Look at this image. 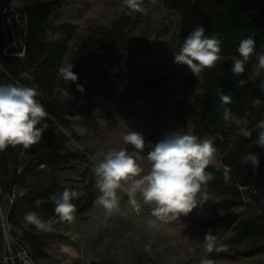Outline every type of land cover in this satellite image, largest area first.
<instances>
[{
  "label": "trees",
  "instance_id": "obj_1",
  "mask_svg": "<svg viewBox=\"0 0 264 264\" xmlns=\"http://www.w3.org/2000/svg\"><path fill=\"white\" fill-rule=\"evenodd\" d=\"M23 1L26 2L21 10L27 19V53L24 58L3 54L5 33L0 20V84L20 83L35 86L40 92L37 99L49 114L38 127L46 123L48 128L43 132L42 139L31 146L25 156H21L20 146H17V150L10 146L0 152V186L4 193L10 194L16 190L10 220L23 231L24 239L36 258L46 257L47 252L36 233L37 229L31 225L25 226L24 213L35 210L44 219H56L54 205L47 197L61 191L56 184L32 189L29 186L30 175L35 170L39 173L42 166L53 167L72 159H86L87 154L84 151H73L67 146L72 136H78L70 124V117L74 113L95 112L108 103L128 107L135 105V99L127 89L128 76L125 72L112 73L108 80L103 81L91 74L92 68H110L114 63L132 59V52L141 50L140 66L164 69L171 56L179 51L187 35L202 24L206 35L220 34L222 59L216 67L206 68L196 76L186 65H182L185 80L182 98L177 103L178 117L183 119L189 116L200 135L224 132L230 122V119H222L225 107L230 109L231 115L239 118L250 116L252 123L247 128L254 129L256 123L264 119V90L260 88L264 73L256 76L246 69L244 75L236 77L231 72L234 57H239L237 48L241 39L254 36L258 52L264 46V0H166L167 6L182 12L180 33L172 41L159 38L133 41L126 27L134 26L138 15L126 17L124 12L111 27L102 26L100 36H90L77 46L74 59L70 62L74 65L73 71L78 75L76 83L65 82L58 75V68L68 52L69 42L76 34V25L69 21L58 24L49 22V16L66 0ZM120 45L121 49L118 48ZM25 72L29 73L31 80L22 76ZM239 79H244L246 84L238 86ZM77 84L83 86V92L77 91ZM62 89L69 91L70 99L61 101ZM221 92L231 95L230 104L221 103ZM254 98L261 99L260 107L253 106ZM256 138V130L250 139L239 133L222 156V167L235 183V187H231L235 189L234 198L217 204L202 203L200 206L201 209L224 208V216H231L229 225L236 233V247L226 249L217 256L235 258L264 251V162L260 160L263 158L261 152L264 148L255 143ZM221 143L229 144L223 138L217 137L213 145L218 149ZM248 153L260 154L257 168L241 163L242 157ZM20 167L23 169L19 172ZM206 171L211 173L208 169ZM94 181H91L85 195L73 201L76 205L75 214H84L99 195ZM209 184L219 188L229 186L225 179L215 176ZM238 184H252L263 189V199L251 195L261 201L260 210L240 219L232 210L233 206L244 201ZM66 188L79 191L76 185ZM37 199L44 201L39 208L35 204Z\"/></svg>",
  "mask_w": 264,
  "mask_h": 264
},
{
  "label": "rangeland",
  "instance_id": "obj_2",
  "mask_svg": "<svg viewBox=\"0 0 264 264\" xmlns=\"http://www.w3.org/2000/svg\"><path fill=\"white\" fill-rule=\"evenodd\" d=\"M1 3H12L20 9L26 4L23 0H0ZM142 8V12L130 13L122 0H66L49 16L51 24L69 21L76 25V34L69 42L62 64L74 59V52L81 41L90 36H100L101 27H111L124 12L126 17L138 15L137 23L126 27L135 42L156 38L172 41L177 38L182 16L180 9L167 6L166 0H143ZM259 53L255 51L246 64L250 74L256 71ZM132 55V59L114 63L110 68H92L91 74L104 81L112 73L125 72L128 76L127 89L134 97L135 105L128 107L108 103L95 112L74 113L70 117V124L78 136H72L67 146L73 151H84L86 159H72L53 167L42 166L39 173L35 170L30 175L29 186L39 189L56 184L62 192L69 185H76L78 192L85 195L91 181L95 180L92 168L102 159L103 153L122 147L134 151L131 145L123 143L125 133L134 130L143 134L145 148L140 152L138 163L147 172V153L151 147L165 134L181 130L201 140H211L213 144L217 137L229 143L220 144L207 168L213 176L225 179L229 186L219 188L208 183L207 200L202 203L217 204L234 198L235 189L231 187H235V183L223 169L221 159L240 129L251 125V117L231 115L224 132L200 135L189 116L182 119L177 114V103L182 98L185 80L183 66L175 63L174 56H171L164 69L145 68L139 64L141 50L132 52ZM238 58L234 57V60ZM119 196L120 212L106 215L102 207L93 203L84 214H75V220L71 223L57 222L51 232L36 230L48 254L45 258L37 257L38 264H200L205 258L212 260L213 264H264V251L235 258L217 256L226 249L235 248L237 244L234 240L236 233L229 225L231 216H224V208L201 209L200 203L188 215H181L173 222L158 224L149 231L146 221L152 218L151 208L143 205L137 211L128 203L126 195L121 193ZM0 203L3 208L10 204V197L1 186ZM260 206L261 201L250 196L243 203L233 206L232 210L240 219L258 212ZM209 230L216 236V245L211 252L203 246L204 236ZM0 242L4 246L1 226ZM149 244L150 251L146 252L145 246ZM73 253L77 256L71 263ZM0 263L8 264L3 259Z\"/></svg>",
  "mask_w": 264,
  "mask_h": 264
},
{
  "label": "clouds",
  "instance_id": "obj_3",
  "mask_svg": "<svg viewBox=\"0 0 264 264\" xmlns=\"http://www.w3.org/2000/svg\"><path fill=\"white\" fill-rule=\"evenodd\" d=\"M143 0H122L124 6L132 12H142ZM58 35V34H57ZM220 34L206 35V29L201 24L196 26L185 38L179 51L174 55V62L186 65L196 76L204 69L216 67L222 59ZM255 37L249 35L240 40L231 72L240 77L245 74L246 64L256 51ZM72 63L62 64L58 75L65 81L76 83L78 75L73 71ZM256 71L259 76L264 72V46L257 54ZM31 80L29 73L22 74ZM238 86L246 84L244 79L237 81ZM264 90V78L260 82ZM77 91L83 92V86L77 84ZM40 92L35 86L20 83L0 84V152L8 147L21 146L29 149L42 139L43 132L48 128L44 123L49 114L37 99ZM67 89L61 90L60 99H70ZM223 105L231 103V95L220 93ZM261 99L254 98L253 106L260 107ZM231 111L225 107L222 119L228 121ZM257 131L255 143L264 148V119L259 120L254 129L241 128L240 134L250 139L253 131ZM125 145H131L134 151L127 148H112L103 153L102 159L94 164L92 172L95 177L94 187L99 192L94 203L105 210L106 215L120 212V196L124 194L128 203L137 211L143 205L151 208V219L146 221L147 229L151 231L158 224L178 220L181 215H188L198 204L207 200L206 186L213 175L206 171L216 152L211 140H201L196 135L181 130L167 133L156 142L147 153L149 169L138 163L140 152L145 148V139L139 131H129L122 137ZM241 163L259 166V155L248 153L242 157ZM227 179V177H226ZM82 195L81 192L65 188L62 192L50 194L47 200L54 205L56 219H44L35 210L24 213L25 226H34L39 231L51 232L57 222L71 223L75 220L76 205L73 203ZM41 199L35 204L39 208ZM216 245V236L209 230L203 239L206 251L211 252ZM151 245L145 246L150 251ZM200 264H213L210 259H202Z\"/></svg>",
  "mask_w": 264,
  "mask_h": 264
},
{
  "label": "built area",
  "instance_id": "obj_4",
  "mask_svg": "<svg viewBox=\"0 0 264 264\" xmlns=\"http://www.w3.org/2000/svg\"><path fill=\"white\" fill-rule=\"evenodd\" d=\"M0 20L4 28L5 44L3 46V54L24 58L27 53V36L26 25L27 19L22 10L12 3L0 4ZM21 156H25L28 149L20 146ZM260 155V154H258ZM263 156L260 159L264 162V150L261 152ZM23 167L19 168V172ZM238 189L242 199L246 201L251 195H256L263 199V189L252 184H238ZM10 204L7 208H3L0 203V226L4 240L5 253L3 260L8 264H38L35 256L30 250L23 236V231L16 227L10 220L11 206L16 197V190L8 194Z\"/></svg>",
  "mask_w": 264,
  "mask_h": 264
},
{
  "label": "crops",
  "instance_id": "obj_5",
  "mask_svg": "<svg viewBox=\"0 0 264 264\" xmlns=\"http://www.w3.org/2000/svg\"><path fill=\"white\" fill-rule=\"evenodd\" d=\"M46 252H47V251H46ZM4 253H5V248H4L3 244H2V242H0V261L3 259V255H4ZM47 255H48V254H47ZM76 256H77V255L73 253L69 262L73 263V260H74V258H75ZM35 258H36V257H35ZM39 258H45V257H39ZM36 260H37V258H36ZM0 264H1V263H0Z\"/></svg>",
  "mask_w": 264,
  "mask_h": 264
},
{
  "label": "water",
  "instance_id": "obj_6",
  "mask_svg": "<svg viewBox=\"0 0 264 264\" xmlns=\"http://www.w3.org/2000/svg\"><path fill=\"white\" fill-rule=\"evenodd\" d=\"M64 152H61V154H63Z\"/></svg>",
  "mask_w": 264,
  "mask_h": 264
}]
</instances>
